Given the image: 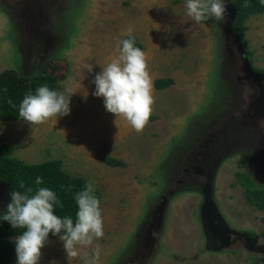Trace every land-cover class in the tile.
<instances>
[{
  "label": "rangeland",
  "instance_id": "obj_1",
  "mask_svg": "<svg viewBox=\"0 0 264 264\" xmlns=\"http://www.w3.org/2000/svg\"><path fill=\"white\" fill-rule=\"evenodd\" d=\"M235 11L227 0L225 21L198 24L185 0H0V74L30 77L51 63L73 94L67 116L0 121V145L25 163L61 160L67 173L94 180L103 209L102 238L76 257L49 239L39 264H84L97 246V264H264V211L238 181L244 174L264 187V76L253 69L264 68V14L247 23L251 64ZM129 28L153 83L174 81L154 86L140 133L93 95ZM9 202L1 181L0 212Z\"/></svg>",
  "mask_w": 264,
  "mask_h": 264
},
{
  "label": "clouds",
  "instance_id": "obj_2",
  "mask_svg": "<svg viewBox=\"0 0 264 264\" xmlns=\"http://www.w3.org/2000/svg\"><path fill=\"white\" fill-rule=\"evenodd\" d=\"M185 8L187 15L198 24L208 19L219 22L227 18V0H185ZM125 35L129 38L119 42L118 55L95 75L93 95L103 98L105 109L114 114L116 120L123 118L140 133L153 112L154 83L147 53L135 46L131 28L127 29ZM241 49L245 54L242 46ZM92 68L90 66L88 71L91 72ZM68 91L67 88L59 91L43 85L36 89L35 94L29 92L19 104V118L38 126L50 118L69 115L73 94L66 95ZM42 183V178L37 177L36 184ZM19 187H25L22 179L19 180ZM95 191V181L89 180L85 188L76 194L78 211L74 222L71 217L65 216L62 219L54 214L55 205L60 204V201L51 189L41 187L34 194L32 188H27L23 193L13 191L11 194L8 189L10 202L2 219L8 221L14 229L24 230L14 241L17 264H39L41 249L48 241L49 233L58 236L63 242L67 257L78 256L80 249L90 248L95 240L102 238L103 209ZM60 206L63 207L62 204ZM98 259L97 246L90 257L85 253L84 264H97Z\"/></svg>",
  "mask_w": 264,
  "mask_h": 264
},
{
  "label": "trees",
  "instance_id": "obj_3",
  "mask_svg": "<svg viewBox=\"0 0 264 264\" xmlns=\"http://www.w3.org/2000/svg\"><path fill=\"white\" fill-rule=\"evenodd\" d=\"M235 6V19L233 30L239 38L244 53L251 64L254 63V52L251 50L246 37L248 21L254 16L264 14V3L262 0H233ZM247 5V6H245ZM213 19H208L204 24H208ZM129 38V37H127ZM125 38V39H127ZM135 46L143 50V45L135 38ZM253 69L264 75V68L253 67ZM65 76L58 74V69L47 64L44 69L34 76H24L15 70H5L0 74V121H23L18 116L19 104L24 96L29 92L35 94L40 86L47 85L53 90H64ZM174 84L173 79H158L154 86L158 90H164ZM6 90V91H5ZM11 101V103H9ZM15 105V107H13ZM14 149L10 146L0 145V182H4L13 191L25 192L27 188L33 189V194L41 187H46L55 192L60 204L55 205L54 214L62 219L65 216L71 217L75 222L78 205L75 201L76 194L85 188L88 180L83 177H75L63 169L61 160H50L47 162L29 164L21 159L13 157ZM104 162L113 167L124 166L118 159L105 158ZM41 177L43 183L36 184V178ZM24 181L25 187H19V180ZM238 181L245 188V196L249 204L256 206L260 211H264V187H259L250 177L244 174L238 175ZM99 199V194L95 191ZM7 208L0 212V264H14L13 255L16 245L9 241L10 237L19 236L24 230L14 229L8 221L3 220ZM63 234V232L61 233ZM251 235V233H245ZM59 238L49 233V239ZM264 261V258H263Z\"/></svg>",
  "mask_w": 264,
  "mask_h": 264
},
{
  "label": "flooded vegetation",
  "instance_id": "obj_4",
  "mask_svg": "<svg viewBox=\"0 0 264 264\" xmlns=\"http://www.w3.org/2000/svg\"><path fill=\"white\" fill-rule=\"evenodd\" d=\"M7 202V201H6ZM243 235H245V234H243ZM247 236V239L246 240H248V239H250V238H253V237H251V236H248V235H246Z\"/></svg>",
  "mask_w": 264,
  "mask_h": 264
}]
</instances>
